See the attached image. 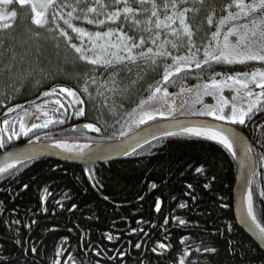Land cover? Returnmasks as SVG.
<instances>
[{"label": "trees", "instance_id": "1", "mask_svg": "<svg viewBox=\"0 0 264 264\" xmlns=\"http://www.w3.org/2000/svg\"><path fill=\"white\" fill-rule=\"evenodd\" d=\"M233 2L201 0L193 7V39L198 46L211 40L217 29L214 20L227 14V5ZM69 3L75 5L76 0ZM17 5L18 12L10 20V26L0 27V115L12 108L16 109L12 113L27 109L30 114L39 106L46 108L56 119H63L64 123H53L38 130L35 136L22 135L5 149L26 144L37 135L44 142L103 143L120 140L129 134V125L140 110V101L147 99L154 88L162 84L163 65L156 72L132 66L130 71L111 77L109 87L112 91L102 97L98 86H93V80L89 83L91 96H80L88 101L86 114L75 116L70 107L74 103L73 97L67 93L44 96V92L62 85L80 94L82 74L93 69L95 76L99 70L79 60L65 40L50 30L55 27L53 23L40 29L28 10L20 8L18 2ZM68 10L66 8L64 12ZM145 11L143 8L140 12ZM209 19L212 24L208 23ZM79 26L95 29L93 25L83 23ZM202 55L203 49L201 58ZM168 63H171L170 59ZM250 68L246 64L226 62H214L202 69H195L193 65L192 69L172 77L164 86L170 98L185 93L183 88L194 89L208 83L210 76L224 80ZM232 87L229 84L223 88L224 99L229 100V93L234 92ZM211 91L212 95H202L201 99L205 105L216 106L220 94ZM57 99L64 105L59 112L55 111L59 108L55 103ZM154 101L161 104L162 93ZM151 106L147 104L144 109ZM200 108H203L201 104ZM87 123H93L101 131H72ZM256 123L255 119L252 124ZM260 123L264 125V121ZM242 131L258 153L264 149L262 141L253 137L256 132ZM262 135L263 132L258 133L260 138ZM3 138L5 145H10L6 136ZM3 151L0 148V153ZM198 162H206L217 177L212 187L205 188L202 179H194L190 174L191 166ZM263 167L264 163L259 165V175H256L252 189L254 212L262 227L264 197L259 192L264 189ZM237 172L235 159L226 148L218 142L188 134L163 137L120 161L105 165H70L51 159L25 163L10 170L6 174L8 179L0 176V261L4 264H52L56 246L64 237L78 248L84 241L90 255L96 251L103 256L107 244L105 233L115 236L123 231L124 236L131 238L127 239L116 259L131 243L130 254L129 251L125 253L126 264H179L181 259L185 264H264V252L235 219L233 199ZM189 183L193 185L192 189L187 188ZM25 184L27 189L23 187ZM45 189L51 199L44 212L41 198ZM180 204L186 207L181 208ZM157 205L160 211H156ZM72 206H75L74 210ZM33 219L36 223L31 229L25 227ZM178 219H184L186 225H178ZM17 220L18 224L13 223ZM144 236H147L145 241L142 240ZM20 237L22 245L16 242ZM201 239L216 251L205 252ZM182 240L183 244L180 243ZM159 242L166 243L169 250L157 249L164 253L162 256L152 251ZM137 243H143L139 251L135 250ZM33 246L36 253L30 251ZM90 246L91 249L87 248ZM187 249L189 255L178 256Z\"/></svg>", "mask_w": 264, "mask_h": 264}, {"label": "snow or ice", "instance_id": "2", "mask_svg": "<svg viewBox=\"0 0 264 264\" xmlns=\"http://www.w3.org/2000/svg\"><path fill=\"white\" fill-rule=\"evenodd\" d=\"M17 2L20 6L29 5L32 8L35 16V25L44 27L50 23H54L55 27L50 30L58 33L59 36L65 40L69 47L78 55L80 61L86 62V64L90 66H98L96 70H106L112 77H118L122 73L130 71L133 65L138 68L143 67L145 70L151 69L153 72H156L157 69L163 65L162 84L156 86L147 99L140 101L138 107L142 110L145 105L150 104L157 98V95L161 93L162 103L167 104L169 93L167 87L164 85H167L172 77L185 72V70L192 69L193 65L195 69H202L204 66L214 62L243 64L247 61H257L264 64V0H252L250 4L244 3L243 0H237L234 4L230 3L227 5V9L235 7L239 10L234 13L229 11L228 20H243L249 16L252 18L247 23L238 24L228 30L227 34L223 37L222 49L219 47V31L212 33V38L207 44L202 43L198 46L193 39L194 33L185 23V13L189 11L187 7L183 9V12L173 11L171 16L166 15L165 19L161 20L158 15V5L155 0H151L150 16L156 18L155 28L160 29L163 26L165 29H168L167 35L175 37V40H170L167 36L164 40H161L159 32L153 33L152 37H150V43L152 45H157V42L160 41L159 45H157L158 50H154L153 47L147 46L148 41H146L144 36L136 35L135 28L128 24L130 19L137 16L139 12L143 10L142 6L149 3V0H91V2H89V0H76L75 5L65 3L64 0H44V2L39 5L31 3V0H17ZM12 3L13 0H0V6H8ZM133 4H136L138 7L134 9L132 7ZM37 7L41 10L37 11ZM172 7L175 9L176 4H173ZM66 8L72 10L65 13L64 9ZM49 10L50 20L44 18L45 15L49 13ZM165 12H167V6H165ZM16 15V11L6 10L3 14H0V19H12L15 18ZM177 20H179L182 33H178V30L172 27ZM58 21H62L63 25ZM78 22L86 25H93L96 30L89 31L86 27L77 26ZM132 23L136 25L141 23V21L133 20ZM143 23L148 26L146 31L152 32L151 25L153 21L149 18L143 21ZM208 23L212 24V20L209 19ZM223 23L224 20H221V26H223ZM111 25H116V27L113 28ZM8 26L10 25H6V27ZM105 26H107L106 31L103 30ZM126 27L129 28V31L125 30ZM238 29L242 31H238ZM70 33L75 35H70ZM181 36H186V41L182 40ZM231 36L238 37L237 44L233 45L229 42L228 38ZM248 37H252L253 40L245 43ZM257 37H259V40L255 39ZM74 41H79V43ZM212 41L216 43V50H212ZM253 43L259 46L253 47ZM167 45H170L171 49L175 50L176 54L168 50L166 47ZM202 49L203 55L201 58L200 52ZM169 58L171 63H168ZM217 75H219V73H217ZM241 76L244 78L241 79ZM82 78L83 87L80 94L71 88L60 86L58 88H53L52 91H45L44 96L67 93L68 96L74 98V103L70 105L73 109V115L85 116V105L88 101L81 99L80 96H91L89 92V82L90 80L96 79L93 75V69H89L87 73L82 74ZM113 82L115 83V81ZM229 84L233 86L232 90L235 92L231 104L229 100L224 99L222 95L223 88ZM253 86L259 91H254ZM211 90H215L220 94L216 106L205 105L204 101L201 99L202 95H212L213 91ZM182 92L192 93L195 96L194 103H199L203 106L202 110L195 111L193 113L194 115L211 117L214 121H224L230 127L221 130L203 125L189 127L177 124L175 126L180 128L184 134L195 137H205L209 140L218 142L226 148L232 156L238 155L237 151L234 149L236 145H240L241 151L243 152L242 163L245 168H248L249 161L252 159L253 148L244 141L240 131L236 130V128L243 130L250 127L258 113L264 112V70L232 75L224 80H218L210 76L208 83L198 85L195 89L183 88ZM55 103L59 105V108L55 110L56 112H59L60 109H64V105L60 100L57 99ZM10 111L14 112L16 109L12 108ZM37 111H41L39 106H37ZM66 111L65 109V112ZM170 111H175L174 105L170 108ZM159 114L163 116L164 112L160 111ZM24 116H28L27 110L24 112ZM43 116L45 117L43 123H33L31 125L25 123L24 118L21 117L18 121L19 132H16L13 128L12 134L9 135L7 139L11 141L13 136L19 139L21 135L28 136L33 129L48 128L49 125L53 123H64L63 119H56L54 116L50 115L48 111H43ZM154 119L155 114L153 112L143 110L136 122L145 124L148 120ZM9 124L10 121H4L5 131H8ZM84 127L95 133L101 131L100 127L95 126L93 123H87ZM261 127L264 129V125H261ZM72 131H76V129H72ZM176 134L175 132L167 133L169 136ZM39 140L40 137L37 136L36 140L32 142L38 143ZM4 147V138L0 136V148ZM49 147L80 157L86 155L85 149L90 147V145L70 146L63 141H54ZM261 147L264 148V142H262ZM26 157L31 158L26 153H13L10 155L5 160L4 164L0 166V176L8 179L6 174L9 173L10 170L15 169L18 164L25 163ZM261 159H264V153L261 154ZM190 174L193 175L194 179H202L205 188L212 187L214 181L217 179L210 171V167L206 162H198L197 165L191 166ZM255 174V169L253 168L251 170V176L254 177ZM90 178H92L91 175ZM249 183L250 178L246 177V212L255 222L256 215L253 207V193L249 189ZM23 187L27 189L28 185L25 184ZM153 187H155V185H153ZM187 188L192 189L193 185L189 183ZM45 192H47V189H45ZM259 195L264 197V189L259 192ZM193 199H195L194 196ZM179 206L181 208L186 207L185 204H180ZM74 207L75 206H72V210H74ZM156 211H160L158 205ZM13 223L18 224L19 221H13ZM35 223L36 220L33 219L31 223L25 225V227L31 229L32 225ZM178 225H186V221L184 219H178ZM256 227L259 229L260 235L264 237V227L258 223ZM13 231L17 230L14 229ZM140 231H143V229H140ZM106 238L109 241L114 239L110 234L106 235ZM16 242L22 245V237L18 238ZM200 242L204 245L205 252L214 253L216 251L214 247L208 246L207 242L203 239H201ZM135 247L140 248L141 245L137 243ZM157 247L160 250H166L168 246L164 243H159ZM30 251L36 253L37 249L33 246ZM152 251L156 252L157 248L154 247ZM197 251H200V249L198 248ZM124 254L125 253L122 252L121 256ZM96 255L99 256L100 252H97ZM69 259H71V257H69ZM0 264H4V261H0ZM54 264H59V262L54 261ZM179 264H185V261L181 259ZM189 264H191V262H189Z\"/></svg>", "mask_w": 264, "mask_h": 264}, {"label": "water", "instance_id": "3", "mask_svg": "<svg viewBox=\"0 0 264 264\" xmlns=\"http://www.w3.org/2000/svg\"><path fill=\"white\" fill-rule=\"evenodd\" d=\"M62 85H58L55 88H58ZM64 87V86H63ZM195 89V88H194ZM186 97H188V102H186ZM190 100V101H189ZM195 96L188 93H180V95H173L168 98V103L152 108L149 110L155 114L154 120H148L145 124H140L141 128L129 133L124 138L105 143H76V142H66L70 146L73 145H84L88 144L90 147L85 149L86 155L76 157L72 153H65L59 149L49 147L53 142H44L39 140L38 143H33L32 140L26 144L20 145L13 149H10L0 155V166H2L5 160L12 155L13 153H26L31 158H25V163L36 161L39 159H51L60 163L70 164V165H79V166H92V165H104L112 163L115 161H120L127 157L130 154L138 151L139 149L163 138L167 137V133L175 132L177 134L182 133L180 128H177L175 125H184V126H206L214 129H225L230 127L226 122L214 121L211 119H201V118H181L175 117L181 114V110L187 105H190L194 102ZM175 106V111H170L172 106ZM164 112V115L161 116L159 112ZM141 115V114H140ZM37 116L30 115L26 116L24 119L25 123L31 125L36 122ZM159 119V121H155ZM85 125V124H84ZM84 125L75 127L76 132L87 133L90 130L86 129ZM37 130V129H36ZM236 130H238L236 128ZM240 131V130H238ZM241 136H243L244 141L252 146L248 137L240 131ZM205 138V137H201ZM207 139V138H206ZM216 142V141H215ZM253 148V146H252ZM235 151L238 155L233 156L238 167L236 186L234 189V214L238 226L258 245V247L264 252V237L259 233V229L256 227L258 223L257 219L254 222L246 212V190L245 183L246 177L250 178L249 189H252V183L254 177L251 176V170L254 168L256 172V160L253 150L252 159L249 161L248 168H245L242 163L243 152L241 151L240 145L235 146ZM23 163V164H25ZM23 164H18L17 167ZM16 167V168H17ZM91 181V180H90ZM259 224V223H258Z\"/></svg>", "mask_w": 264, "mask_h": 264}, {"label": "flooded vegetation", "instance_id": "4", "mask_svg": "<svg viewBox=\"0 0 264 264\" xmlns=\"http://www.w3.org/2000/svg\"><path fill=\"white\" fill-rule=\"evenodd\" d=\"M235 3V1L237 0H233ZM244 1H247V0H244ZM249 2H252V0H250ZM258 15V14H256ZM252 17L249 16V17H246L245 19L243 20H232V21H228L225 25L222 26L221 29H219V27L215 30L216 31H221L223 35V37L227 34L228 30L230 28H232L233 26H236L238 24H241V23H247ZM238 31H240V29H238ZM231 38H235V39H231ZM252 37H248V42L249 41H252L251 39ZM229 39V42L232 44H237L238 43V37L237 36H231L228 38ZM246 42V43H248ZM253 45V44H252ZM240 64V63H239ZM246 66H250L251 68L250 69H246L245 73H250L252 71H261V70H264V64H261L260 62H257V61H247L241 65H245ZM244 78L243 76H241V79ZM254 88V86H253ZM254 91H259L258 89H255L254 88ZM235 95L234 92L232 93H229V100L230 98L232 99V97ZM230 104H231V101H229ZM41 111H37L35 110L33 112V114H36L37 116V119H36V123H43L45 117L43 116V111H48L46 110V108H40ZM27 109L25 110H21L20 112H17V113H12L13 111H7V112H3L1 115H0V136L4 137L6 136V138L12 134V129L14 128L16 132H19V124H18V121L21 119V117L24 116V112L26 111ZM262 114H259L258 115L260 116H256V120H257V123L256 124H252L250 127H247L245 128L247 131H252V132H256V135L253 136V137H257L259 141H262L264 142V129H262L261 125L262 123L260 122H263L264 121V112H260ZM6 116V117H4ZM4 117V119H2ZM199 117V116H198ZM200 118V117H199ZM5 120H8L10 121V124L8 126V131H5V125H4V121ZM258 124V126H257ZM42 130L45 129V128H41ZM41 129H38L39 131H41ZM238 130H240L239 128H237ZM39 131L35 132V133H31L29 134V136H35ZM241 132H243L242 130H240ZM263 132V135L262 137L260 138L258 136V133H262ZM243 134H245L243 132ZM246 135V134H245ZM40 137V135H37ZM36 136V137H37ZM43 136V135H41ZM247 136V135H246ZM35 137V138H36ZM248 137V136H247ZM22 138V135L19 137V139ZM249 139V137H248ZM17 138L15 136H13V139L10 141V145L6 146L3 148L4 152L12 149H5L9 146L12 145V142L13 141H16ZM250 140V139H249ZM256 141V140H254ZM252 146H253V150H254V154H255V160H256V174L254 176V179H253V183H252V189H253V185H254V181H255V178H256V175H259V173L257 172V170H260L259 169V165L264 163V159H261V154L264 153V149L261 150L259 153L258 151L256 150V146L253 145L252 141L250 140ZM15 148V147H13ZM0 153V154H2ZM263 171H264V167H263ZM261 175H264V172L261 174ZM51 199V196L50 194H48V192H44L43 193V197L41 198V202H42V207H43V211L45 212L46 209H47V204L48 202L50 201ZM59 204V202L57 203ZM130 228V226H129ZM124 232L121 231V235H115L113 236L112 234H110L109 232H106L105 233V237L106 235L110 234L114 237L113 240L109 241L107 238H106V241H107V244L105 246V251H103V256H97L96 255V251L94 253V255H90V250H86L85 248V243L84 241H82L80 244V248L78 247H74L73 244H70V241L67 237H64L59 243L58 245L56 246V250H55V253H54V257L52 258V264H54V261H58L59 264H126L125 262V254L123 256H120L119 259H116V256L118 254V252L124 248V244L125 242L127 241L128 238H131V236H124L123 234ZM133 237V236H132ZM147 238V236H144L142 238V240L145 241V239ZM183 241V240H182ZM182 241L180 242L181 244ZM161 243V242H159ZM157 243V245L159 244ZM143 243H140V245H142ZM166 245V243H164ZM148 246V245H146ZM89 249H91L92 247H87ZM130 248H131V243H130V246L126 249L123 250V253H126V251H129V254H130ZM158 250L159 248L156 247ZM136 251H139V248H136L135 249ZM156 251V252H153L155 255H159V256H162L164 253L163 252H160L159 251H163V250H159V251ZM166 252H168L169 250L166 249L165 250ZM188 249L182 254V253H179L178 256H182V257H185L186 255H189L190 253L187 252ZM69 257H71V259H69ZM131 257V256H130Z\"/></svg>", "mask_w": 264, "mask_h": 264}, {"label": "rangeland", "instance_id": "5", "mask_svg": "<svg viewBox=\"0 0 264 264\" xmlns=\"http://www.w3.org/2000/svg\"><path fill=\"white\" fill-rule=\"evenodd\" d=\"M203 1V0H202ZM250 1V0H249ZM249 1H244L243 0V2L244 3H246V4H250V3H252V2H249ZM42 2H44V0H31V3H36L37 5H39L40 3H42ZM64 2L65 3H68V4H70L69 2H70V0H64ZM90 2H91V0H90ZM150 2H151V0H149V3H147V4H145V5H143L142 7L146 10L145 12H139V14L137 15V16H135V17H133L132 19H130L129 21H128V24L131 26V27H134L135 28V34L136 35H143L144 36V38L146 39V41H148V43H147V46H151V47H153L154 48V50H158V48H157V45H159V43H160V41H158L157 42V45H152L151 43H150V37H152V35H153V33H155V32H159L160 33V39L161 40H164L165 38H166V36H167V38L168 39H170V40H175V37H172V36H170V35H167V33H168V29H165L163 26L160 28V29H156L155 28V21H156V18L155 17H151L150 16ZM155 2H156V4L158 5V15H159V18L161 19V20H164L165 19V16L166 15H168V16H171L172 14H173V11H176V12H183V9L185 8V7H187L188 9H189V11L187 12V13H185V17H186V20H185V23L190 27V29L192 30L193 29V27H192V24H193V22H191V16H192V12L191 11H193L192 9H194L193 7L197 4V2H201V0H155ZM162 2V3H161ZM235 2H237V1H235ZM173 4H176V8L175 9H173V7H172V5ZM232 4H234V3H232ZM165 6H167V12H165ZM132 7L135 9L136 7H138L136 4H133L132 5ZM20 8H25L26 10H28V13H29V15H30V17H31V19L33 20V22H34V19H35V16H34V12H33V10H32V8L29 6V5H24V6H20ZM70 9V8H69ZM6 10H14V11H16V12H18V5H17V2L15 1V0H13V3L11 4V5H8V6H0V14H3V12L4 11H6ZM37 11H40L41 9L39 8V7H37V9H36ZM72 9H70V10H68V11H71ZM68 11H66L65 13H67ZM229 11H231V12H236V11H239L238 9H236L235 7H233V8H231V9H229ZM229 13V12H228ZM228 13L225 15H223L222 17H218V19H216V20H214L215 21V23L217 24V28L219 27V29H221L222 28V26H221V24H220V22H221V20H224V23H223V25H225L228 21H232V20H228L227 19V17H228ZM148 17V18H147ZM45 19H48V20H50V10H49V13H47L46 15H45V17H44ZM142 18H147V19H151L152 21H153V23H152V25H151V28H152V32H148V31H146V28L148 27L146 24H144L143 23V21H145V20H142L141 21V23H139V24H136V25H133V23H132V21L133 20H141ZM10 20L11 19H7V18H5V19H0V27L2 26H6V25H8L9 24V22H10ZM234 20V19H233ZM61 25H63V22L62 21H58ZM79 23L80 22H78L77 23V26H79ZM54 24V23H53ZM49 25H51V23L49 24ZM55 25V24H54ZM48 25H46V26H44V27H40V26H38L40 29H44L45 27H47ZM1 27V28H2ZM90 27V26H89ZM95 27V26H94ZM111 27H113V28H115L116 27V25H111ZM137 27L139 28V29H137ZM173 28H175V29H177L178 30V33H182V29H181V27H180V24H179V20H177L176 21V23L172 26ZM87 30H89V31H94V30H96V29H94V30H92V28H87ZM103 30L104 31H106L107 30V26H105L104 28H103ZM126 31H129V28L128 27H126V29H125ZM240 31H242V30H240ZM193 32V31H192ZM219 32H220V36H219V41H220V45H219V47H220V49H222L223 48V35L224 34H222V32L219 30ZM58 34V33H57ZM131 34V33H130ZM59 35V34H58ZM70 35H75V34H73V33H70ZM147 36H148V38H147ZM60 37V36H59ZM113 39H115V38H113ZM181 39L182 40H185L186 41V39H187V37L186 36H181ZM231 39H235V38H231ZM252 40H253V38H251ZM256 40H259V37H257V38H255ZM74 42H76V43H79V41H74ZM246 42H248L247 40L245 41V43ZM66 43V42H65ZM86 43H87V41H86ZM233 44V43H232ZM66 45H67V47L72 51L73 49L71 48V47H69V45L66 43ZM233 45H235V44H233ZM253 47H258L259 45L258 44H256V43H253V45H252ZM167 48H168V50H170V51H173V54H175V50H172L171 49V46L170 45H167L166 46ZM212 50H216V43H215V41H212ZM74 51V50H73ZM170 59V58H169ZM133 66H135V65H133ZM94 67H96L95 69H97L98 68V66H94ZM132 67V66H131ZM95 77H96V79L94 80L95 82L93 83V86H98V93H99V95L102 97V96H106L110 91H112V89L109 87L110 86V84H109V80H110V78L112 77V76H110L108 73H107V71L106 70H99L98 72H96V74H95ZM243 79V78H242ZM92 81L93 80H90V82L92 83ZM89 82V83H90ZM89 91H90V89H89ZM186 102H188V97H186ZM190 101V100H189ZM151 105H152V108H155V107H157V106H159V105H161L160 103H157V101H153V103L151 102L150 103ZM190 106L191 105H187L185 108H183L181 111V115L182 116H190V115H192V113H194L195 111H197V110H202L201 108H197V107H195V108H190ZM152 108H145V109H143V110H147V111H149V110H151ZM143 110L142 109H140L139 110V112H138V114H137V116L133 119V121L130 123V125H129V129H128V132H133L134 130H136L137 128H138V126L140 125L139 123H137L136 121L138 120V118H139V116H140V114H142V112H143ZM201 117H203V116H201ZM203 118H205V117H203ZM2 119H4V117L2 118Z\"/></svg>", "mask_w": 264, "mask_h": 264}, {"label": "bare ground", "instance_id": "6", "mask_svg": "<svg viewBox=\"0 0 264 264\" xmlns=\"http://www.w3.org/2000/svg\"><path fill=\"white\" fill-rule=\"evenodd\" d=\"M6 117V116H5ZM36 123V122H35ZM81 125H84V124H80L79 126H81ZM33 131H36V129H33L31 132H33ZM105 165V164H104ZM233 204H234V199H233ZM236 219V218H235ZM238 225V224H237Z\"/></svg>", "mask_w": 264, "mask_h": 264}]
</instances>
